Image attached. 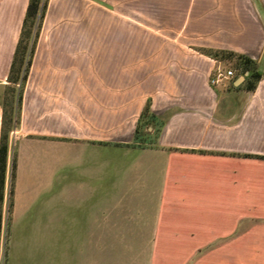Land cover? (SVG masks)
I'll return each instance as SVG.
<instances>
[{
    "label": "crops",
    "instance_id": "0c3cea01",
    "mask_svg": "<svg viewBox=\"0 0 264 264\" xmlns=\"http://www.w3.org/2000/svg\"><path fill=\"white\" fill-rule=\"evenodd\" d=\"M29 2L0 0V87L10 84ZM67 9L65 0H50L12 132L18 173L10 264H53L59 178L78 183L68 190L74 199L68 205L98 198L81 228L94 241H101L102 198L109 197L124 199L123 213L147 215V244L174 247L179 261L203 249H212L206 261L225 253L245 261L247 246L258 254L264 246V48L249 29L260 32V21L234 14L214 32L196 30L190 4L180 29L156 31L114 10L71 15ZM214 33L217 43L210 40ZM208 47L258 61L263 77L256 89L230 78L211 85L221 62L199 50ZM149 100L166 123L157 141L146 144L153 147L132 151L140 157L127 160L122 175L115 144L133 141ZM2 116L0 104V140ZM28 167L38 176L28 175Z\"/></svg>",
    "mask_w": 264,
    "mask_h": 264
},
{
    "label": "rangeland",
    "instance_id": "374dc122",
    "mask_svg": "<svg viewBox=\"0 0 264 264\" xmlns=\"http://www.w3.org/2000/svg\"><path fill=\"white\" fill-rule=\"evenodd\" d=\"M65 4L69 5V9L65 13L71 15L77 13L76 9L81 12L85 10V13L90 15L104 12L110 13L109 10H114L121 14L132 15L135 21L138 20L139 24L156 31H164L169 28L180 29L185 20V12L190 4H192L195 15L194 27L196 30L206 26L214 32L218 27L228 24L227 19L230 15L244 13L260 21V23H256V25L261 26L260 32L257 31L256 26L249 30L255 34L257 46L261 47V49L264 48V0H65ZM49 5L50 0H48L45 17L49 13ZM83 5L84 8L82 7ZM44 21L45 18L42 22L41 30ZM139 26L141 27V25ZM214 35L215 37L210 38L211 42H219L220 37L215 33ZM211 49L221 50L213 47L199 48L203 53ZM219 62L221 64L217 69H221L224 73L228 70L233 71V76L230 77L229 82L235 81L239 85L238 80L241 77L246 78V73H242L236 68L235 60L228 59ZM261 64L264 68V58ZM7 82L10 83L8 80ZM24 89L25 86H22L21 80L14 86L9 84L0 87V104L2 108L6 106L7 110L6 130L15 125L17 100L21 92L24 94ZM18 127L19 125L8 133L9 155L3 207L0 264H10L11 249L13 248V237L10 235V229L13 224L14 194L17 187L18 154L17 152L13 153L11 141L13 139L12 132ZM145 131L149 136L148 141L153 143L157 141L159 132L155 128L149 126ZM153 143L143 147L127 146L126 143L121 142L117 143V145L115 144L117 149L113 150L117 153L115 155L118 160L117 172L124 175L126 173L127 160L133 157H140V152L134 154V152L132 153L133 150L150 147L151 145L153 147ZM114 151L111 153L112 160L114 159ZM33 169L27 168L29 171L28 175L35 174V177H37L38 174H33ZM61 169V165H55V172L57 170L61 172ZM108 171L109 168L103 173H108ZM33 181H35L33 178L31 181L26 179L24 188L29 187L30 182L32 184ZM77 185L78 183L75 182L71 184L63 183L61 178L54 182L53 264H264V246L260 245L257 246L258 254H253V248L246 247L245 261H233L230 259L231 255L229 256L227 253L224 256L221 255L222 259L218 255L214 256L213 259L208 258L209 260L207 261L202 260L203 257H207L205 254L211 252L212 249H209L210 251L203 249L186 262L183 260L179 261L174 247H154L147 244L150 241L149 233H151V229L149 227L151 222H142V218L146 219L148 216L121 212L123 210L121 203L124 201L121 198H102L101 241H94L91 235V238L89 237L90 231L81 228L86 221L88 211L98 198H87L80 206L76 204L68 205V203L74 201V199H69L68 190L69 188L77 187ZM12 190L13 195H11ZM70 225H73V227Z\"/></svg>",
    "mask_w": 264,
    "mask_h": 264
},
{
    "label": "trees",
    "instance_id": "16d2710c",
    "mask_svg": "<svg viewBox=\"0 0 264 264\" xmlns=\"http://www.w3.org/2000/svg\"><path fill=\"white\" fill-rule=\"evenodd\" d=\"M47 6L48 0H30L29 2L22 32L8 77V81L13 86L18 84L21 80L22 86L24 87L28 80ZM204 53L217 61H224L228 59L235 60L236 68L238 70H240L242 73L248 72V75L246 76L242 87L250 92L256 89L258 82L263 77V74L259 70L258 62L245 54H240L228 50L214 49L208 50ZM22 98L23 93L21 92L17 100V117L15 119V125L11 126L8 130H6L7 110L6 106H3V128L0 140V247L9 155L8 133L20 124V109L22 105ZM165 123V120L160 119L159 117H157V115L152 113L151 101L149 100L140 115L132 143L126 145L133 147L145 146L148 143L147 139L149 138L148 134H146L145 131L146 128L152 126L160 133ZM11 195H13V190L11 191Z\"/></svg>",
    "mask_w": 264,
    "mask_h": 264
},
{
    "label": "built area",
    "instance_id": "2783aa9c",
    "mask_svg": "<svg viewBox=\"0 0 264 264\" xmlns=\"http://www.w3.org/2000/svg\"><path fill=\"white\" fill-rule=\"evenodd\" d=\"M231 76H233L232 70H228L224 73L221 69H217L211 77L210 83L211 85H217L222 79L230 78Z\"/></svg>",
    "mask_w": 264,
    "mask_h": 264
},
{
    "label": "water",
    "instance_id": "95a60500",
    "mask_svg": "<svg viewBox=\"0 0 264 264\" xmlns=\"http://www.w3.org/2000/svg\"><path fill=\"white\" fill-rule=\"evenodd\" d=\"M248 75V74H247ZM245 77H241L239 80H238V83L241 84L243 81H245Z\"/></svg>",
    "mask_w": 264,
    "mask_h": 264
}]
</instances>
